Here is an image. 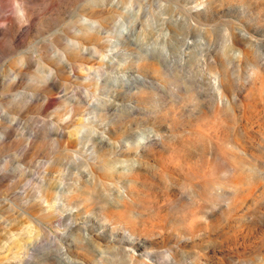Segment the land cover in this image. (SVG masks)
<instances>
[{"label": "rangeland", "instance_id": "1", "mask_svg": "<svg viewBox=\"0 0 264 264\" xmlns=\"http://www.w3.org/2000/svg\"><path fill=\"white\" fill-rule=\"evenodd\" d=\"M68 257L264 264V0H0V264Z\"/></svg>", "mask_w": 264, "mask_h": 264}, {"label": "bare ground", "instance_id": "2", "mask_svg": "<svg viewBox=\"0 0 264 264\" xmlns=\"http://www.w3.org/2000/svg\"><path fill=\"white\" fill-rule=\"evenodd\" d=\"M84 20H86V18H84ZM78 44H79V42H77V41H73V40H70L69 41V45H72L74 48H76V47H78ZM84 50H86V47H84ZM60 64L61 65H65V64H67L68 66L70 65V64H72L71 62H70V59H69V57H68V55H67V53H63L62 55H61V59H60ZM57 67V66H56ZM60 67V66H59ZM42 71V70H41ZM55 72H53V74H54ZM49 74V73H48ZM18 75V74H17ZM20 76H21V74H20ZM54 76V75H53ZM51 77V76H50ZM17 78H18V76H17ZM21 78V77H20ZM68 260H70V262H72L73 264L75 263H77L76 261H75V259H73V258H71V257H68ZM66 264L68 263V262H65ZM80 263V262H79Z\"/></svg>", "mask_w": 264, "mask_h": 264}]
</instances>
